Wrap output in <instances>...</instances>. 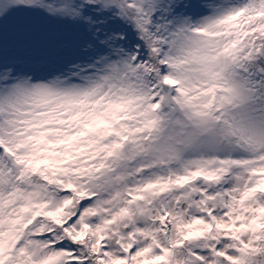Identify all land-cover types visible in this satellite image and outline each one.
Returning a JSON list of instances; mask_svg holds the SVG:
<instances>
[{"label":"snow or ice","instance_id":"obj_1","mask_svg":"<svg viewBox=\"0 0 264 264\" xmlns=\"http://www.w3.org/2000/svg\"><path fill=\"white\" fill-rule=\"evenodd\" d=\"M0 264H264V0H0Z\"/></svg>","mask_w":264,"mask_h":264}]
</instances>
